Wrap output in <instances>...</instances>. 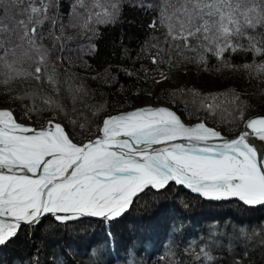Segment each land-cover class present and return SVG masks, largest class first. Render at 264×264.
Returning a JSON list of instances; mask_svg holds the SVG:
<instances>
[{
    "label": "snow or ice",
    "instance_id": "obj_1",
    "mask_svg": "<svg viewBox=\"0 0 264 264\" xmlns=\"http://www.w3.org/2000/svg\"><path fill=\"white\" fill-rule=\"evenodd\" d=\"M23 4L0 0V82L6 86L32 78L55 85L53 58L62 59L66 44L53 52L43 44L45 31L54 42L72 39L63 35V23L59 36L52 31L58 20L50 13L57 0ZM126 7L159 8L149 27L166 29L164 39L141 50L158 66L204 67L211 55L234 69L226 54L264 56V0H160L159 5L151 0H75L69 26L95 34L98 25L117 22ZM25 64L35 67L29 71ZM243 68L264 78V63ZM125 74L134 75L127 70ZM157 74L168 79L162 68ZM207 100L201 106L213 109L216 105ZM230 102L245 128L230 140L204 122L187 126L170 109L144 107L103 118L95 137L78 144L75 132L56 123L55 117L37 130L18 123L11 110L0 109V247L22 226L40 225L46 215L59 224L99 218L109 225L146 189L162 192L170 183L212 201L236 198L248 207L264 206V152L250 140L264 144V117L244 120L240 97ZM44 103L49 109L58 107L51 99ZM38 110L29 109L25 115L31 119V112ZM75 126L84 135L90 131L86 125ZM194 245L192 241L185 249L192 261L214 264L207 241L198 250Z\"/></svg>",
    "mask_w": 264,
    "mask_h": 264
},
{
    "label": "trees",
    "instance_id": "obj_2",
    "mask_svg": "<svg viewBox=\"0 0 264 264\" xmlns=\"http://www.w3.org/2000/svg\"><path fill=\"white\" fill-rule=\"evenodd\" d=\"M151 2L160 4V0ZM27 4L28 0H24L23 6ZM67 6L69 4L60 7L65 22L73 19V9L69 11ZM158 11V7L146 10L126 7L117 22L98 25L95 34H85L74 27L78 33L72 32V39L65 42L64 54L73 57L71 60L78 71L89 74L86 80L92 90L77 80L61 82L60 78L52 85L33 79H16L6 86L0 84V104H12L24 113L29 109H42L32 111V119L29 118L32 122L33 116L41 117L40 122L35 119L33 122L39 127L52 119L47 116H61L68 126H73L74 142L78 144L87 141L89 136L95 137L100 122L108 114L127 110L141 98L151 96L157 102L181 108L183 116L190 120L201 119L219 127L226 135L236 134L243 121L238 119L236 106L225 100L228 89L206 93L209 101L213 95L221 97L211 110L199 102L198 109L187 102L190 96L202 95L195 91L169 85L153 91L150 83L157 68L174 69L167 64H151V59L141 51L149 42L164 39L166 29L149 27L157 19ZM92 45H95L94 50H91ZM225 59L235 68L222 66L211 55L207 56L204 67L222 74L215 82H225L227 77L233 76L239 88L257 89L254 96L249 93V96L240 97L244 120L251 114L264 112V78L243 68L248 64L264 63V56L240 51L235 55L226 54ZM125 70L134 75H126ZM55 72L57 75V70ZM252 96L258 104L252 102ZM45 99H51L58 107L49 109ZM73 122L86 125L90 131L82 134L83 130ZM192 241L197 250L208 242L214 264H236L237 261L239 264H263L264 206L251 208L233 201L208 202L173 185L162 192L145 190L123 218L109 225L84 218L66 225L45 219L37 227H22L8 245L0 247V264H198L185 252ZM33 245L36 261L28 253Z\"/></svg>",
    "mask_w": 264,
    "mask_h": 264
},
{
    "label": "rangeland",
    "instance_id": "obj_3",
    "mask_svg": "<svg viewBox=\"0 0 264 264\" xmlns=\"http://www.w3.org/2000/svg\"><path fill=\"white\" fill-rule=\"evenodd\" d=\"M74 2H75V0H57V5L58 6L56 7V9L52 10L51 13H50V14L54 15V17L58 20L56 28L52 29V31L55 33V35L59 36L61 34L60 30H59L61 23H63L65 25L64 32H63V35L65 37H71L72 36V32L78 33L76 29L74 30V27H70L69 26L70 22L73 19L69 20L68 22H65L62 19V13H61V8H60L62 6V4H65V5L69 4V6H67L66 8L69 9V11H71L73 9L72 6H73ZM36 3L38 4L39 0H36ZM71 12L73 13V11H71ZM17 18L19 19L20 17H17ZM44 27H45V29H48L49 28V24L46 23ZM83 36L79 40H81L83 38ZM45 37L46 38L44 39L43 44L45 45V47H48V48L52 49L53 52L58 50V48L60 46V43H65L66 42V41L54 42L51 38H48V32L47 31H45ZM65 51L66 50H64L61 53V57H62L61 60H56L55 58H53V68L55 70H57V72H58V74H57L58 77L56 75L57 80L62 78L61 82L68 81V82H71V83L74 82L75 80H77L78 83H80L81 85L82 84L85 85V87H87L89 89L90 87H88L89 86L88 80H86V78H87V76H89V74L86 73V71H83V72L82 71H78L76 69V67H75L76 64L71 60V59H73V57L66 56V54H64ZM79 59H81V58H79ZM150 63L152 64L151 61H150ZM253 63H256V62H253ZM24 67L26 69H28L29 71H31L35 67V65L34 64H25ZM49 70L51 71L52 68H50ZM157 70H158V68H157ZM212 71L213 70L209 71L208 69H205V67L204 68L197 67L196 63H193L192 65H188V66L187 65H183L182 67H180V66L179 67H175L174 69H172L170 71H164L166 73L168 79H163L158 74L152 76L154 78H153L152 82L150 83V85L152 86L153 91L161 90V88L169 85V86H173V88L181 87L182 89L189 90V91H192V92L195 91L198 94H202V95H197V96H190V99H188V101H187L193 108H196V109H198L196 107V106H198L197 103L198 102L201 103V101L204 100V98H207V96H209L206 93L216 92V90L228 89L229 95L225 99L226 101L228 99V102L231 101L232 97L235 96V95H238L239 97H242V96L244 97L245 95L249 96L250 95L249 93H252L253 96H254L255 91H257V89H254V88H253L254 89L253 91H250L249 88L248 89H246V88L241 89V87L239 88L238 87L239 84L238 83L236 84V82L234 81L235 78L233 76H232L233 78L232 77H227L225 82H220V81L219 82H215V78L216 79H220L222 74L217 72V71H214L215 73L212 72ZM156 73H157V71H156ZM66 75H68V76H66ZM26 79L30 80L32 78H26ZM26 79H22V80L27 81ZM33 80H35V79H33ZM156 80H160L161 82L160 83H156ZM222 81H224V80H222ZM43 83L46 84L48 82H47V80H45ZM0 84L5 86L2 82H0ZM226 85H228L227 88H224V87H226ZM90 90H92V88H90ZM253 96H252V102L254 104H258V102H256L257 100H254ZM212 98H218V99H212L211 101L207 100V103H213L214 105H216L215 103L216 102L219 103L221 97L219 98L218 96H214L213 95ZM190 101H191V103H190ZM187 102L185 103V105L187 104L189 106V104ZM135 103L136 104L132 105L129 109L123 110V111H119V112H126V111H129L130 109H140V108H144V107H155V108L165 107L167 109H170L178 117H180L182 122H185L184 124L192 125V124H196L197 122H200V123L204 122L205 124H207L206 126H209V127L212 126L211 128L215 129L216 131L221 132V134L223 136H227V137L234 136L237 133H239V132H237L236 134L226 135L219 127L217 128V127H215V126H213V125H211V124H209V123H207V122H205V121H203L201 119L195 120V121L190 120L186 116H183L184 114H183L181 108H178L177 106L171 105L170 103H167V102H162V103L161 102H157L155 99L152 98V96L144 98V99L141 98L140 100H138V102H135ZM186 108H188V107L186 106ZM0 109L11 110L13 112L14 117L16 118L17 122L20 123V124H24L26 126H30V127L35 128L37 130H39L41 128V127L37 126L35 123H33L34 119H35V121L38 120L40 122L41 119H42L41 117L38 118L37 116H33L34 119L31 122V121H29V117L27 115H25V113L23 111H17V109H15V107L12 104H0ZM58 110H59V108H58ZM52 112L51 113L54 114V111H52ZM115 114H117V113H110V114H108V116H113ZM256 114H264V112H260V113H256ZM256 114H251L250 116H253V115H256ZM250 116L247 117L245 120L250 118ZM47 117H52V118L55 117V122L56 123H60V124L64 125L66 127V129L69 130L70 132H74L73 126L72 125L68 126V123L66 121L64 122V120L62 119L61 116H58L57 114H54V115H49ZM47 117H43V118H47ZM49 120L50 119L46 120L44 122L43 126H46ZM101 122H100V125H101ZM242 124H243V122L241 123V125ZM75 134H76V132H75ZM85 142H87V141H85ZM169 186H171V185H169ZM146 190H152V189H146ZM186 193H188V192H186ZM204 201H206V200H204ZM211 202H214V201H211ZM221 202H223V201H221ZM230 202H232V201H230ZM233 202H236V201H233ZM123 216L120 217L119 219L123 218ZM45 219L52 220L50 217H48V218H43L42 222ZM89 220L103 222V221H101L99 219H93V218H91ZM52 221L55 222L54 220H52ZM78 221H80V220H78ZM71 222H77V221H70L69 223H66V224H70ZM55 223H57V222H55ZM57 224H59V223H57ZM66 224H64V225H66ZM170 224H172V222H170L169 225ZM171 226L173 227L174 225H171ZM31 247L32 248L29 249L30 252L28 251V253H30L33 256V261H36L38 259H37L36 254H34L35 245H33Z\"/></svg>",
    "mask_w": 264,
    "mask_h": 264
},
{
    "label": "water",
    "instance_id": "obj_4",
    "mask_svg": "<svg viewBox=\"0 0 264 264\" xmlns=\"http://www.w3.org/2000/svg\"><path fill=\"white\" fill-rule=\"evenodd\" d=\"M152 108H155V107H152ZM158 108H160V107H158ZM165 108V107H164ZM134 110H137V109H130L129 111H126V112H119V113H117V114H115V115H113V116H116V115H119V114H121V113H128V112H131V111H134ZM256 117H264V114H256V115H253V116H250V118H248V119H251V118H256ZM180 118V117H179ZM247 119V120H248ZM103 120V119H102ZM102 123V122H101ZM198 123H200V122H197L196 124H198ZM196 124H192V125H187V124H185V125H187V126H195ZM30 127V126H29ZM208 128H211V127H209V126H207ZM211 129H213V128H211ZM245 130V128H244V123L242 124V128H241V130L239 131V133H237L236 135H234V136H229V137H227V136H223L222 134H221V132H219V131H217V132H219L220 134H221V136L222 137H224L225 139H232V138H234V137H236V136H238L241 132H243ZM169 185H173V186H175V187H180L184 192H190V193H192L193 195H196L197 197H200V198H202L203 200H206V201H212V200H208V199H206V198H203V197H201L199 194H197V193H193V192H191L189 189H187V188H185V187H183V186H180V185H176V184H174V183H170ZM154 191V190H153ZM236 201V202H238L239 204H241V205H243L242 204V202H240L238 199H236V198H232V199H230V200H226V201H223V202H230V201ZM214 202H221V201H214ZM255 207H258V206H255ZM251 208H254V207H251ZM48 217H50L52 220H54L53 219V217H51L50 215H46L44 218H48ZM89 219H91V218H89ZM93 219H99V218H93ZM100 220V219H99ZM70 222V221H69ZM69 222H67V223H69ZM22 227H26V226H22Z\"/></svg>",
    "mask_w": 264,
    "mask_h": 264
},
{
    "label": "bare ground",
    "instance_id": "obj_5",
    "mask_svg": "<svg viewBox=\"0 0 264 264\" xmlns=\"http://www.w3.org/2000/svg\"><path fill=\"white\" fill-rule=\"evenodd\" d=\"M164 108V107H163ZM167 109V108H166ZM185 123V122H183ZM24 125V124H23ZM207 125V124H206ZM212 127V126H211ZM250 140L252 143L256 144L259 146L260 150L262 152H264V144H262L258 139L254 138V137H250ZM233 201V200H232ZM158 239V238H157Z\"/></svg>",
    "mask_w": 264,
    "mask_h": 264
}]
</instances>
